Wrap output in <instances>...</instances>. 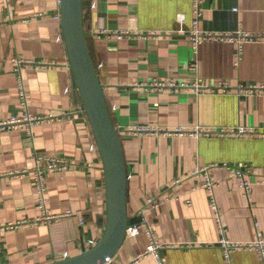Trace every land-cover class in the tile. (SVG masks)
Returning a JSON list of instances; mask_svg holds the SVG:
<instances>
[{"label": "crops", "instance_id": "crops-1", "mask_svg": "<svg viewBox=\"0 0 264 264\" xmlns=\"http://www.w3.org/2000/svg\"><path fill=\"white\" fill-rule=\"evenodd\" d=\"M202 6L198 28L232 39L206 40L193 49L192 0H84L83 5L90 53L125 161L129 223L137 221L147 197L168 198L145 213L156 240L165 245L159 252L166 264H227L209 192L201 187L204 176H189L206 166L216 165L210 175L217 180L213 192L225 237L264 240V0H203ZM240 33L254 37L242 42L238 56ZM16 57L38 63L21 69L28 112L51 118L34 126L32 143L20 127L0 130V223L29 220L2 232L0 264H49L89 249L106 224L102 161L73 93L60 0H0V121L23 113L12 74ZM170 80L175 87L158 86ZM219 82L228 84L226 91L191 88ZM207 128L251 132L199 131ZM35 153L66 161L64 171L47 175L46 196L51 214L70 215L35 221L32 175H7L31 168ZM224 163L256 170L249 199L238 178L219 167ZM177 179L182 182L174 183ZM143 231L125 236L106 264L132 263L148 243ZM230 260L263 264L253 248L233 251ZM138 264L157 263L147 256Z\"/></svg>", "mask_w": 264, "mask_h": 264}, {"label": "built area", "instance_id": "built-area-1", "mask_svg": "<svg viewBox=\"0 0 264 264\" xmlns=\"http://www.w3.org/2000/svg\"><path fill=\"white\" fill-rule=\"evenodd\" d=\"M192 4H193L194 18H193L191 27L188 29V39L193 49H197L198 45L206 40L227 41V40L232 39L233 35L229 33L215 34V33L200 30L198 28V22H199L200 16L202 15L203 0H192ZM100 34L108 35V36L110 35V33H106L104 30L100 31ZM238 36H239V41L237 42V49H238V56H239V53H241V49H242V42L244 40L253 38L254 35H251L249 33H240V35ZM14 63H15V67L13 69L12 74L16 80L19 107L23 111V113L10 115L8 119L0 121V130H8L13 127H20L23 131L24 140L27 141L28 143H32L34 126L39 122H42L48 118H51V116L45 117V116L33 115L29 113L27 110L28 95L25 89V84H24V79L22 77L21 69H23L24 67L28 65H34L36 67V65H38L37 61L33 59H23L20 57H16L14 58ZM195 66H196V63L191 64V68L194 69ZM158 86L175 87L176 84H174V82L170 80L164 83H159ZM184 87L187 88L188 85H184ZM191 88H192V91L195 93H203V92H208V91L212 92V91H217L218 89L222 91H226V89L228 88V84L223 83V82H219L216 84H209V85H202L200 83H196V84L191 85ZM240 89L242 90L245 88L241 87ZM254 89L255 87H250V86L247 88V90H250V91ZM136 130L145 131L147 129L142 128V127L140 128L137 127ZM199 131L202 132L203 135H210L212 133H215L217 135H231L233 133L237 135H242V134L251 132V130H246L243 128H239L236 131H230L227 129L225 130L216 129V128L199 129ZM262 133H263L262 135L264 136V131ZM94 148L97 149L96 146ZM213 166H216V165H211V166H206L203 168L196 169L189 176L190 177H198L201 175L204 176L201 187L205 188L209 192V207L212 211V215L215 219L218 232L221 236L219 243L222 248L224 259L226 260L227 264H231L230 254L233 251H236L238 249L253 248L258 252L259 257L262 263L264 264V240H262L261 238H258L253 242L241 243V242L230 241L225 237L226 228L221 220L220 208L218 206V203L215 199V195L213 192V189L217 183V180L214 179L210 175V169ZM219 167H225L230 172L231 176L238 178V185H239V188L241 189L243 196L249 199L250 189L252 185L251 178L256 174V170L247 164H244L243 166H236V165H230V164L224 163ZM66 168H67V163L63 159L53 157L47 154L35 153L34 163L31 168L16 170V171L7 173V175H17V174H23V173L28 172L32 175L35 192L37 196V206L39 209V216L38 218L35 219V221H42V220L52 221L60 216L71 214L70 211H68L66 213L53 215L49 212L48 207H47V196H46L47 175L52 172L64 171ZM2 176L3 175L0 174V178ZM181 182H182V179H177L174 181V183L176 184H180ZM194 188L195 187H193L192 189ZM167 200L168 198L164 196L155 195V196L147 197L144 204L137 212V218H138L137 221L133 223H129L128 228L126 230V236L129 235V236L134 237L140 232V228L142 227L144 230L143 232L148 238V243L145 246V248L142 250V252H140L137 255L136 259H134V261L130 264H138V261L141 257H147V256L154 258L157 264H166L164 258L160 255V252H159V250L163 248L165 245L162 243H158V241L156 240V235H155L153 227L151 226V224H149L145 220V213L151 209H155L159 207L160 205L166 203ZM28 222L29 220L24 219L22 221H19L18 223H8V224L0 223V236L3 231L19 227L22 224H25Z\"/></svg>", "mask_w": 264, "mask_h": 264}, {"label": "water", "instance_id": "water-1", "mask_svg": "<svg viewBox=\"0 0 264 264\" xmlns=\"http://www.w3.org/2000/svg\"><path fill=\"white\" fill-rule=\"evenodd\" d=\"M84 0H60L61 27L77 103L87 115L105 183L106 224L89 249L49 264H106L121 247L129 225L128 177L118 132L105 100L83 24Z\"/></svg>", "mask_w": 264, "mask_h": 264}]
</instances>
